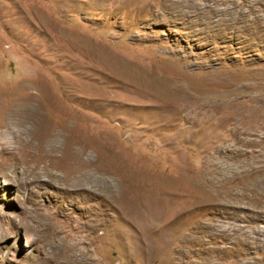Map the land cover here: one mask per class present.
<instances>
[{
  "label": "rangeland",
  "instance_id": "rangeland-1",
  "mask_svg": "<svg viewBox=\"0 0 264 264\" xmlns=\"http://www.w3.org/2000/svg\"><path fill=\"white\" fill-rule=\"evenodd\" d=\"M0 264H264V0H0Z\"/></svg>",
  "mask_w": 264,
  "mask_h": 264
}]
</instances>
